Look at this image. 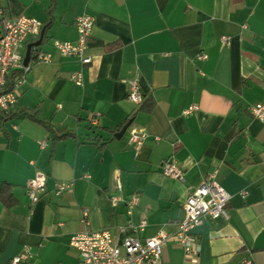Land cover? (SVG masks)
<instances>
[{"label":"crops","instance_id":"0c3cea01","mask_svg":"<svg viewBox=\"0 0 264 264\" xmlns=\"http://www.w3.org/2000/svg\"><path fill=\"white\" fill-rule=\"evenodd\" d=\"M0 9L48 25L36 48L51 56L31 61L15 117L0 122V264L24 247L30 264H80L70 245L79 232L107 230L119 244L174 234L193 188L211 175L232 199L226 218L193 230L198 264H264V121L250 112L264 102V0H0ZM84 14L95 18L89 65L54 47L78 39ZM79 71L83 86L71 80ZM138 75L152 104L144 110L128 99ZM191 105L198 109L185 115ZM132 131L147 135L139 151L127 144ZM166 160L183 181L161 173ZM38 173L47 187L33 202L27 183ZM61 182L72 189L57 194ZM133 194L132 214L125 203L112 207V196ZM143 220V231L132 227ZM163 262L192 264L174 242Z\"/></svg>","mask_w":264,"mask_h":264},{"label":"built area","instance_id":"2783aa9c","mask_svg":"<svg viewBox=\"0 0 264 264\" xmlns=\"http://www.w3.org/2000/svg\"><path fill=\"white\" fill-rule=\"evenodd\" d=\"M0 19L3 23V31L0 35V93L4 91L11 74L18 73L15 88L0 95V111L3 114L11 113L18 101L17 89L26 82L27 74L31 69V61L28 65L24 63L23 50L30 38L38 37L41 34L43 23L33 17L21 16L16 19H8L4 11L0 9ZM95 18L91 15H81L76 18L75 25L78 30L76 41H54V47L66 57H76L83 65H89L92 58L87 54V39L91 36L94 28ZM222 42L227 44L228 37H222ZM36 61L49 62L51 56L36 50ZM200 59H207L205 54ZM71 80L77 86H83L82 72L71 75ZM128 99L142 105L144 97L140 87L139 75L128 81ZM198 109V106L191 105L185 115H190ZM255 119L264 121V102L258 103L250 108ZM90 123L95 125L97 118L90 117ZM1 134V128H0ZM147 135L142 132L132 131L127 144L135 151L144 145ZM161 173L172 179L183 181L184 173L179 165L173 160H166L161 165ZM47 176L38 173L27 183L29 198L37 201L46 191ZM118 183V189L121 190ZM72 189L71 183L61 182L57 185V194H63ZM243 196L245 193H242ZM232 195L227 192L216 180L215 175L206 177L201 183L194 187L185 205V215L179 224V229L174 234L160 232L156 236L141 240L137 237H128L122 244H119L113 235L107 231L79 232L71 237L70 245L80 255V264H164L163 249L170 243H177L182 247L186 257L192 264H198L200 256L199 238L193 234V230L201 226L206 219H220L227 217V206ZM125 203L127 213L132 212L140 204V195L133 194L126 200L122 196H112V207H118ZM146 221H140L132 226L136 230L143 231ZM32 254L27 247L16 255L9 264H30Z\"/></svg>","mask_w":264,"mask_h":264},{"label":"trees","instance_id":"16d2710c","mask_svg":"<svg viewBox=\"0 0 264 264\" xmlns=\"http://www.w3.org/2000/svg\"><path fill=\"white\" fill-rule=\"evenodd\" d=\"M47 27H48V25H43L42 30L43 29H47ZM36 50H39V49L38 48H34L33 51H32L31 61L36 60V56H35ZM17 78H18V73L11 74L9 76V78H8V84H7V86L5 87L4 91L0 93V95L11 92L15 88V82H16ZM140 106H141L140 110H144V109H147V108L151 107L152 104L149 102V100H147L146 102H144V104H142ZM15 115L16 114H14L13 111L11 113H9V114H3L0 111V122L3 123V124L4 123H7L8 121L12 120L15 117ZM26 115H28L31 118L35 119L39 123H43L40 119L37 118V115H35V114L32 115L30 113H26ZM65 136L66 135H62V136H60L58 138H64Z\"/></svg>","mask_w":264,"mask_h":264},{"label":"water","instance_id":"95a60500","mask_svg":"<svg viewBox=\"0 0 264 264\" xmlns=\"http://www.w3.org/2000/svg\"><path fill=\"white\" fill-rule=\"evenodd\" d=\"M44 34H45V30L43 29L41 31V34H40V39L35 42V43H31L28 45L27 47V52H26V56L24 58V63L25 65H28L31 61V56H32V51L34 48L38 47L41 45L42 41H43V37H44ZM132 124V121H130L129 123H127L124 128L122 129V131L119 133L118 135V138H121L125 133L126 131L128 130V128L131 126Z\"/></svg>","mask_w":264,"mask_h":264}]
</instances>
